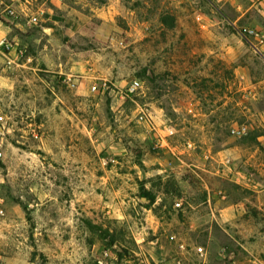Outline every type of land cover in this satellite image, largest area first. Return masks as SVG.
Returning a JSON list of instances; mask_svg holds the SVG:
<instances>
[{"label": "rangeland", "instance_id": "rangeland-1", "mask_svg": "<svg viewBox=\"0 0 264 264\" xmlns=\"http://www.w3.org/2000/svg\"><path fill=\"white\" fill-rule=\"evenodd\" d=\"M250 31L264 0H0V264H264Z\"/></svg>", "mask_w": 264, "mask_h": 264}, {"label": "built area", "instance_id": "built-area-1", "mask_svg": "<svg viewBox=\"0 0 264 264\" xmlns=\"http://www.w3.org/2000/svg\"><path fill=\"white\" fill-rule=\"evenodd\" d=\"M249 33H251V34H253L256 38H258L260 41H263L264 40V35H259V34H257V33H254L253 31H250ZM4 43V41L3 40H1V42H0V44H3ZM138 86V84L137 83H135V84H133L132 86H131V88L132 89H135L136 87ZM92 91H96V86H93L92 87Z\"/></svg>", "mask_w": 264, "mask_h": 264}, {"label": "trees", "instance_id": "trees-1", "mask_svg": "<svg viewBox=\"0 0 264 264\" xmlns=\"http://www.w3.org/2000/svg\"><path fill=\"white\" fill-rule=\"evenodd\" d=\"M97 2H98V3H102V4H103V3H105V2H106V0H97Z\"/></svg>", "mask_w": 264, "mask_h": 264}]
</instances>
